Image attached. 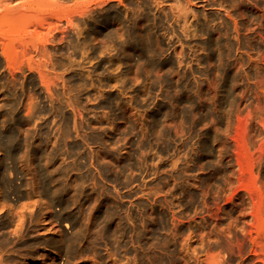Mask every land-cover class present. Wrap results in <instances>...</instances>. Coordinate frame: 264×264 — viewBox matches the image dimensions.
I'll return each instance as SVG.
<instances>
[{"label":"rangeland","instance_id":"374dc122","mask_svg":"<svg viewBox=\"0 0 264 264\" xmlns=\"http://www.w3.org/2000/svg\"><path fill=\"white\" fill-rule=\"evenodd\" d=\"M0 221V264H264V0H0Z\"/></svg>","mask_w":264,"mask_h":264},{"label":"bare ground","instance_id":"6f19581e","mask_svg":"<svg viewBox=\"0 0 264 264\" xmlns=\"http://www.w3.org/2000/svg\"><path fill=\"white\" fill-rule=\"evenodd\" d=\"M48 218L50 219V216H48ZM46 217H44V215L42 216V218L40 219L41 220V222L43 223V224H45L46 223ZM50 222V221H49ZM16 225H18V222H17V224ZM7 226V223L5 224V223H2V221H0V232L5 228ZM43 227H44V229H46L47 231H51V232H53L54 233V235H58V230L56 231L55 229H54V227H48L47 226V224L46 225H43ZM42 255L43 254H39L38 255V257L36 258V260L38 261V262H41L40 264H43V260H44V257H42ZM1 256H2V254H0V258H1ZM23 260V259H22ZM21 260V262L20 263H15V264H37L36 262H35V260H31V261H29V262H27V261H22Z\"/></svg>","mask_w":264,"mask_h":264}]
</instances>
